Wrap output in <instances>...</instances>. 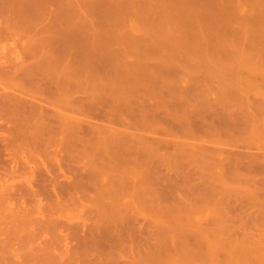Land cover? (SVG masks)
Returning a JSON list of instances; mask_svg holds the SVG:
<instances>
[{"label":"rangeland","instance_id":"rangeland-1","mask_svg":"<svg viewBox=\"0 0 264 264\" xmlns=\"http://www.w3.org/2000/svg\"><path fill=\"white\" fill-rule=\"evenodd\" d=\"M0 89V264L264 254V0H0Z\"/></svg>","mask_w":264,"mask_h":264},{"label":"bare ground","instance_id":"bare-ground-1","mask_svg":"<svg viewBox=\"0 0 264 264\" xmlns=\"http://www.w3.org/2000/svg\"><path fill=\"white\" fill-rule=\"evenodd\" d=\"M48 1H49V0H48ZM48 4H49V2H48ZM51 4H52V3H51ZM52 5H53V4H52ZM52 5L50 6L51 8H52ZM26 7H29V5L26 6ZM33 8H36V7H33ZM49 9H50V8H49ZM52 9H53V10H51V11L53 12V11H54V8H52ZM29 10H31V9L29 8L27 11H29ZM24 11H25V10H24ZM27 11H26V12H27ZM33 12L35 13L34 10H33ZM33 12L31 11L30 13L32 14ZM37 12L39 13L38 10H37ZM27 13H28L27 16L30 17V15H29L30 13H29V12H27ZM53 13H54V12H53ZM25 14H26V13H25ZM32 15H34V14H32ZM32 15H31V16H32ZM36 15H38V14H35V16L30 17V18H31L30 20H32L33 17L36 18ZM38 16H39V15H38ZM58 18H59V17H58ZM60 19H62V18H60ZM37 20H38V19H37ZM37 20H36V21H37ZM241 20L243 21L242 18H241ZM241 20H240V21H241ZM55 21H56V23H57V20H55ZM244 22H246V21H244ZM58 23H59V22H58ZM56 25H57V24H56ZM60 25L62 26L61 23H60ZM60 25H58V27L56 26L58 30H60V31L63 30V31H62L63 33L68 31V30L65 31L67 28H65L64 26H63V27H64L65 29H63L62 27H61L62 30H61V28L59 29V26H60ZM53 26H55V25H53ZM53 26H51V27H53ZM43 27H44V26H43ZM49 27H50V26H49ZM49 27H48V29H49ZM51 27H50V28H51ZM56 27H55V28H56ZM44 28H45V27H44ZM55 28H54V29H55ZM54 29H53V30L51 29L50 31H52L53 33H55V32H54ZM57 29H55V30H56V33L58 32ZM50 31H49L48 33H50ZM74 31H75V30H74ZM74 31H72V33H73ZM70 32H71V30H70ZM70 32H68V33L70 34ZM77 32H79V31H77ZM56 33H55V34H56ZM58 34L61 35L60 33H58ZM75 34H76V33H75ZM77 34H78V33H77ZM62 36H63V35H62ZM66 36H68V35H66ZM70 36H71V34H70ZM76 36H77V35H76ZM44 37H46V38L49 40V37H51V35L48 36V37H47V36H44ZM52 37H53V36H52ZM56 37H57V36H55V38H56ZM72 37H73V36H72ZM57 38H58V37H57ZM59 39H60V37H59ZM68 39L70 40V38H68ZM44 40H45V39H44ZM44 40H43V41H44ZM60 40H62V39H60ZM59 42H61V41H59ZM64 43H65V42H64ZM40 44H41V43H40ZM45 44H46V43H45ZM51 44H52V43H51ZM67 44H68V42H67ZM59 45H60V44H59ZM39 47H40V46H39ZM39 47H38V48H39ZM45 47H46V46H45ZM49 47H50V46H49ZM46 48H47V52H48V47H46ZM50 48H51V47H50ZM50 48H49V49H50ZM39 49H40V48H39ZM42 49H43V48H42ZM40 50H41V49H40ZM53 50H54V49H53ZM47 52H45L44 54H47ZM51 52H52V51H51ZM48 54H49V53H48ZM98 54H99V53H98ZM98 54H97V56H98ZM50 55H52V53H51ZM88 55H89V54H88ZM90 55H91V54H90ZM100 55H101V54H100ZM62 56H63V55H62ZM92 56H93V55H92ZM97 56H96V57H97ZM88 57L91 58V56H88ZM100 57H102V55H101ZM100 57L98 56V58H100ZM63 58H64V56H63ZM65 58H66V57H65ZM65 58H64V59H65ZM90 58H88V59H90ZM66 59H67V58H66ZM66 59H65V60H66ZM100 59H101V58H100ZM102 59H103V58H102ZM102 59H101V60H102ZM246 59H247V58H246ZM50 60H51V58H50ZM52 60H53V59H52ZM59 60H61V59H59ZM67 60L69 61V59H67ZM61 61H62V60H61ZM104 61H105V60H104ZM244 61H245V60H244ZM51 62H52V61H51ZM54 62H55V61H54ZM62 62H63V61H62ZM105 62H106V61H105ZM107 62H108V61H107ZM245 62H247V61H245ZM47 63H48V62H47ZM56 63H57V62H56ZM247 63H248V62H247ZM52 65H53V64H52ZM102 65H103V63H102ZM143 67H144V66H143ZM138 68H140V67H138ZM247 68H248V67H247ZM141 69H142V68H141ZM247 70H248V69H247ZM250 70H251V69H250ZM140 71H141V70H140ZM140 71H138L137 73H139ZM142 71H143V70H142ZM238 71H239V70H238ZM135 73H136V72H135ZM142 73H143V72H141L140 74H142ZM232 73H233V76H234V74H235L234 71H233ZM145 74H146V73H145ZM237 74H238V73H237ZM122 75H123V74H122ZM122 75H121V76H122ZM136 75H137V74H136ZM143 75H144V73H143ZM124 76H125V74H124ZM126 76H128V75H126ZM141 76H142V75H141ZM238 76H241V74L238 75ZM138 77H139V76H138ZM143 77H144V76H142V80H143ZM234 77H235V76H234ZM241 77H242V76H241ZM146 78H147V77H146ZM131 79H132V78H131ZM137 79H138V78H137ZM147 79H148V78H147ZM128 80H129V79H128ZM144 80H145V79H144ZM131 89H132V88H131ZM0 90H2V89H0ZM126 92H127V91H126ZM129 93H130V91H129ZM129 93H128V95H129ZM19 94H20V93H19ZM21 94H22V93H21ZM128 95H127V94L125 95L124 93L122 94V96H124V99H125L126 97H130V96H128ZM23 96H24V95H23ZM30 96H31V95H30ZM122 96H121V97H122ZM26 97H27V96H26ZM28 97H29V96H28ZM31 98H33V97H31ZM19 99H22V98H19ZM36 99H38V98H36ZM121 99H123V98H121ZM127 99H128V98H127ZM26 100H27V101H26ZM125 100H126V99H125ZM22 101H25L26 103L29 101V103H30L29 98H28V99L26 98L25 100H22ZM37 101H38V100H37ZM37 101H36V102H37ZM41 101H42V100H41ZM47 102H48V101H47ZM47 102H46V103H47ZM260 102H261V101H260ZM260 102H259V103H260ZM46 103H45V104H46ZM32 104H33V101H32ZM34 104H35V103H34ZM40 104L42 105V103H39V104H36V105L39 106ZM42 106H45V105H42ZM41 108H42V107H41ZM41 108H40V109H41ZM43 108H44V107H43ZM43 108H42V110H43L42 112L44 113L45 109H43ZM39 111H40V110H39ZM259 111H261V110H259ZM263 111H264V110H263ZM46 112H47V111H46ZM49 112H50V111H49ZM65 112H66V110H65ZM40 113H41V112H40ZM50 113H51V112H50ZM50 113H45V114H46V118H47V116H48ZM61 113H62V112H61ZM248 113H249V112H248ZM251 113H252V111H251ZM37 115L39 116L40 114H37ZM41 115H42V113H41ZM44 116H45V115H44ZM64 116L66 117V114H65ZM64 116H63V117H64ZM259 116H260V115H259ZM262 116H264V115L262 114ZM40 117H41V116H40ZM42 117H43V115H42ZM69 117H70V116L67 115V118H69ZM226 117H227V116H226ZM38 118H39V117H38ZM258 118H259V117H258ZM39 119H40V118H39ZM42 119H43V118H42ZM42 119H40L41 122L38 121L40 124H42V122H43ZM69 119H71V118H69ZM72 119H73V118H72ZM230 119H232V118H230ZM230 119H229V120H230ZM259 119H260V118H259ZM260 120H261V119H260ZM262 120H263V118H262ZM44 121H46V120H44ZM253 122H254V120H253ZM259 122H261V124H260V128H262L264 124L262 125V123H263L262 121H259ZM44 123H45V122H44ZM230 123H234V122H230ZM229 125H230V124H229ZM234 125H236V124L234 123ZM261 125H262V127H261ZM257 130H258V128H257ZM257 130H256V131H257ZM260 131H261V130H260ZM261 132L264 133V131H261ZM205 141L207 142V140H205ZM203 143H204V142H203ZM226 145H228V144H226ZM229 146H230V145H229ZM211 246H212V245H211ZM209 247H210V246H209ZM210 248H211V247H210ZM211 252H212V251L210 250V254H209V256L211 255V258H212L213 256H212ZM253 254H254V253H252V255H253ZM255 254H258V253H255ZM259 254H261L262 256L259 255ZM259 254L257 255V257L260 256V258H257V257H255L254 255H253V256L250 255V256H252V259L255 258V259H253V260H259V259H260L259 261H256V262H258V264L264 262V259L262 260V258L264 257V254H262V253H259ZM235 255H236V254H235ZM235 255H234V256H235ZM238 255L240 256V254L237 253V256L235 257V258H236L235 260H234L233 256H232V259H231V256H230V257L228 256V261L231 259L230 261L232 262V263H230V264H236V260L239 262V264H241V263H240L241 260L243 261L242 264H243V263H246V264H247V263H251V260H252V259H249V255L244 256V258H243V255H242V258H243V259L241 258L240 261L238 260V259H239ZM216 257H217V256H216ZM216 257H214V258H216ZM247 257H248V258H247ZM226 258H227V257H226ZM237 258H238V259H237ZM250 258H251V257H250ZM256 258H257V259H256ZM244 259H245V260H244ZM232 260H233V261H232ZM244 261H245V262H244ZM247 261H248V262H247ZM260 261H261V262H260ZM224 262L227 263V260H225ZM233 262H234V263H233ZM238 262H237V264H238ZM253 262H254V261H253ZM259 262H260V263H259ZM254 263H255V262H254ZM228 264H229V262H228ZM251 264H252V263H251Z\"/></svg>","mask_w":264,"mask_h":264}]
</instances>
